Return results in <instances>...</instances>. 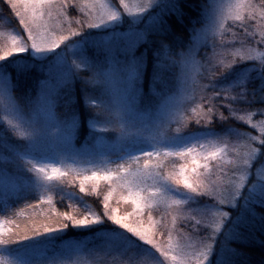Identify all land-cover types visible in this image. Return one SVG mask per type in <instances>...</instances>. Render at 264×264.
<instances>
[{
    "label": "snow or ice",
    "instance_id": "6c2138e0",
    "mask_svg": "<svg viewBox=\"0 0 264 264\" xmlns=\"http://www.w3.org/2000/svg\"><path fill=\"white\" fill-rule=\"evenodd\" d=\"M4 2L0 264H264V0Z\"/></svg>",
    "mask_w": 264,
    "mask_h": 264
},
{
    "label": "trees",
    "instance_id": "16d2710c",
    "mask_svg": "<svg viewBox=\"0 0 264 264\" xmlns=\"http://www.w3.org/2000/svg\"><path fill=\"white\" fill-rule=\"evenodd\" d=\"M196 3H200L201 0H195ZM0 12H3L5 15H9V11L8 8L6 7V3L4 2V0H0ZM2 19V18H0ZM13 23L15 24L16 21H13ZM177 31H181L179 26H177ZM84 135H86V132H83L80 136V141L81 139L84 137ZM74 191H77L79 193V190L77 189V186L75 185V187H71ZM79 195L84 196V198L87 200V202L93 206V208H95L96 210H100V205H99V200L97 197L95 196H91V195H85L83 193H79ZM30 199H34L30 198ZM56 200H57V208H59L61 211L67 210L66 205L68 203L67 199L65 198L62 202L60 201V195L57 194L56 196ZM72 203L79 205L80 201L79 200H73ZM23 204L21 202L20 205H16V207H22ZM90 238V234L87 232H78V231H69L68 234L63 237L64 240H85V239H89ZM89 247H91V244L89 245ZM248 252L249 257L256 262H259L262 256V250L259 247L256 246H252L249 247L247 249H245Z\"/></svg>",
    "mask_w": 264,
    "mask_h": 264
},
{
    "label": "rangeland",
    "instance_id": "374dc122",
    "mask_svg": "<svg viewBox=\"0 0 264 264\" xmlns=\"http://www.w3.org/2000/svg\"><path fill=\"white\" fill-rule=\"evenodd\" d=\"M84 138V137H83ZM83 138L81 139V142L83 141ZM77 189L79 190V187H78V183H77ZM73 187H75V186H73ZM66 191H73V192H75V193H77V194H79L77 191H74L72 188H68L67 186H66ZM57 194H59V193H57ZM60 195V194H59ZM66 198V197H65ZM67 199V198H66ZM68 201V200H67ZM182 227H183V225H181Z\"/></svg>",
    "mask_w": 264,
    "mask_h": 264
}]
</instances>
